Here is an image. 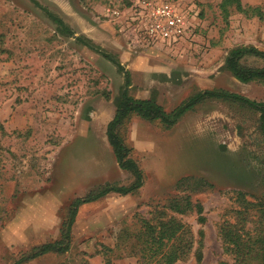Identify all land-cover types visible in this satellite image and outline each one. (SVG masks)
I'll use <instances>...</instances> for the list:
<instances>
[{"label": "rangeland", "instance_id": "1", "mask_svg": "<svg viewBox=\"0 0 264 264\" xmlns=\"http://www.w3.org/2000/svg\"><path fill=\"white\" fill-rule=\"evenodd\" d=\"M140 1L0 0V264H16L35 247L61 240L77 199L135 182L107 136L126 72L130 95L155 98L168 112L204 90L264 102L262 82L242 83L225 65L236 48L264 51V0H241L246 11L236 4L225 9L224 0H155L172 2L187 20L185 35L173 44L147 38ZM243 63L264 66L256 58ZM121 131L144 171L143 187L82 204L72 248L24 264H139L137 242H123L122 231L137 230L139 218L166 207L179 194L177 182L190 176L213 187L194 194L206 223L197 214L178 216L188 225L183 237H194L197 249L203 242L202 264L233 263L219 226L238 207L236 191L264 200L260 113L208 100L171 129L135 116ZM194 250L177 264H195Z\"/></svg>", "mask_w": 264, "mask_h": 264}, {"label": "trees", "instance_id": "2", "mask_svg": "<svg viewBox=\"0 0 264 264\" xmlns=\"http://www.w3.org/2000/svg\"><path fill=\"white\" fill-rule=\"evenodd\" d=\"M236 4L240 11H246L241 0H224L225 9ZM255 11L260 12V8ZM60 27L66 31L70 28L64 21L47 12ZM246 58H256L264 62V51L243 46L230 52L226 58V68L242 83L262 82L264 84V66H246ZM126 86L117 103L114 119L108 124L107 136L112 146L117 162L121 169L129 171L135 176L131 186L107 185L100 190L91 192L86 198L77 199L70 207V218L63 225V238L55 242L35 247L28 256H23L16 264H24L51 253H66L72 248V228L76 222L80 207L84 203L96 201L111 193L120 195L137 194L144 185V171L132 157V149L121 129L133 117L150 122H159L166 129H171L190 111L208 100H220L230 103H239L260 113L261 129L264 131V102L251 100L240 94L224 89L204 90L195 93L182 102L173 111L168 112L155 98L139 99L130 95V73L126 72ZM200 186L213 187L206 179L197 177H184L177 182L178 195L172 197L166 207H157L150 218H139V228L131 231L128 225L122 231L123 242L134 237L137 242V257L139 264H177L188 257L192 250L195 252L196 263L202 264L204 259L201 250L203 242L195 247L196 240L191 236L184 239L186 225L178 216L197 214L201 223H206L205 208L201 202L194 199V194ZM249 194L236 191L234 197L238 207H232L227 218L219 226V236L225 253L233 260L220 264H264V200L257 196L248 198ZM250 196V197H251ZM172 212L173 214H171ZM203 236V233H200ZM84 264H89L84 262Z\"/></svg>", "mask_w": 264, "mask_h": 264}, {"label": "built area", "instance_id": "3", "mask_svg": "<svg viewBox=\"0 0 264 264\" xmlns=\"http://www.w3.org/2000/svg\"><path fill=\"white\" fill-rule=\"evenodd\" d=\"M136 9L153 43H176L187 31L185 16L170 1L141 0ZM113 15L119 17L120 12L115 10Z\"/></svg>", "mask_w": 264, "mask_h": 264}, {"label": "crops", "instance_id": "4", "mask_svg": "<svg viewBox=\"0 0 264 264\" xmlns=\"http://www.w3.org/2000/svg\"><path fill=\"white\" fill-rule=\"evenodd\" d=\"M148 99V98H147ZM1 256V255H0ZM34 261V260H33Z\"/></svg>", "mask_w": 264, "mask_h": 264}]
</instances>
